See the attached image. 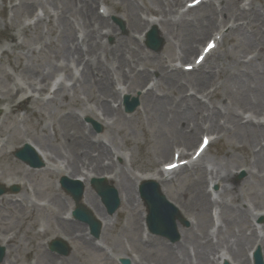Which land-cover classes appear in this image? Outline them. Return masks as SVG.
<instances>
[{"label":"bare ground","instance_id":"1","mask_svg":"<svg viewBox=\"0 0 264 264\" xmlns=\"http://www.w3.org/2000/svg\"><path fill=\"white\" fill-rule=\"evenodd\" d=\"M97 1L99 0H45L51 4L49 11L46 10V15L50 18L57 17L61 27L59 30L61 45L56 50L63 61L60 64L63 68L66 63L67 66L74 67L77 72L64 73L72 82L70 87L72 97L80 87L90 96L92 93L98 94V100L89 111L82 112L81 115L71 113L67 121L71 126L87 131L89 141L81 130L80 133L77 132L78 136L70 138L64 145L65 153L50 143L48 145L38 143L41 152L38 149L37 151L40 158L43 162H55L56 159L62 158L61 163H65V171L73 178L75 175L97 177L102 174H112L111 178L103 182L108 184L112 182V178L117 179L115 187L119 193V202H124V207L130 209L129 211L134 209L136 202L135 186L148 180L156 183L167 201L177 205V202L169 198L167 186L176 175L193 168L194 181L187 190L191 192L190 195L185 197L181 192L177 194L183 213L191 216L190 225L187 229L179 230V239L176 243L164 246L163 251L160 250L162 257L154 264H219L222 258L232 264H252L247 248L251 250L253 247L259 248L264 263V225L260 227L259 233L254 224L257 216H264V206L257 203L237 204L238 200L233 199L234 197L231 198V202L226 201L225 197L234 194L237 188L233 181L234 174L231 173V167L226 160L217 158L206 160L204 153L189 164L170 173L166 172L167 175L164 170L156 169L154 172L157 177H137L128 171L127 155L117 150L110 140L92 135L90 127L81 120L82 115L99 120L106 128L104 135L109 136L107 130L109 125L119 116V109L113 107L120 98L117 85L122 86L126 93L142 89L137 98L143 113L146 116H154L153 121L155 120L157 124L156 135L161 138L159 132L161 130L165 136H170L166 139L167 142L177 140L180 143L178 147L181 148V154H188L197 134L202 132L222 135L229 133L248 143L252 155L246 171L252 180L256 178L254 180L264 193V35L258 40L247 34L249 27L264 19V4L260 5L259 10L254 7L252 0L247 3H243L244 0H222L221 7L211 0H204L196 8L180 11L178 9L182 6L183 0H150L154 9L145 13L139 0H115L116 8L121 7L124 13L129 31L128 36H122L109 22L107 16L98 13V8H95ZM23 6L25 9L28 8L26 4ZM150 14L159 18L156 21L147 18ZM190 14L191 18L188 19ZM69 15L73 17L71 21L68 19ZM229 23L231 24L227 25ZM156 25L161 26L159 35L167 43V48H172L174 55L178 53L175 58L178 61L189 59L198 50L205 36L211 35L218 28L225 27H227L226 34H236L242 41L240 43H243L244 49L250 48V51L245 52L244 57L239 60L235 58L233 62L227 61L223 69H221V57H215L206 69L198 66L194 72L185 71L177 66L169 67L161 59L143 56L140 53V42L130 39L132 31H138L139 28L145 30ZM103 29L107 30L105 34L102 33ZM108 35L114 36L113 45L103 41ZM131 40L133 43H130ZM15 44L19 46L18 43ZM249 54L255 56L249 57ZM256 57L260 63L254 66L252 62ZM225 58H228L227 53ZM18 60H23V57L19 56ZM50 70L48 64L44 71L35 73L33 80L36 83L31 81L27 87L15 84L13 89L8 88L6 100L4 94L0 92L3 95V97L0 95V104L7 105L3 113L16 114L18 111L33 113L34 111L30 109L37 99L33 92L42 94L47 91L52 74ZM222 70L225 71L224 92L227 94L220 103L219 101L214 103L210 98L219 88L210 90V86L215 85L214 75L216 73L221 75ZM0 71L2 73L1 69ZM24 71L29 72L30 69L25 66ZM149 81H152L151 86L146 87ZM183 87H186V90L180 96ZM28 89L31 93H28ZM192 90H194L192 95H188ZM52 96L53 100L56 96L61 98L69 96L64 82L58 84ZM204 97L210 102H204ZM91 138H94V143H91ZM166 140L165 144L158 147L160 158L172 154V152L170 154L172 145L166 144ZM72 144L80 145L84 149L72 150ZM3 145L0 141V153ZM2 158L7 160L8 166L20 168L17 161L10 163L6 155ZM48 170L44 168L41 171ZM24 172L27 171L22 173ZM86 181V178L82 179L84 184ZM2 183L9 186L14 182L3 180ZM210 183L215 184L217 189L219 186L215 193L209 190ZM6 201L16 203V207H20L21 210L27 207L23 198L15 200L6 198ZM80 203L100 221L102 231L106 226H110L109 220L107 223L103 221V218H106L103 205L101 206L97 195L91 190L85 188ZM138 203L143 204L141 199ZM61 204L59 195L53 194L50 201L51 209L60 214L65 208ZM213 208L218 211L216 218L212 215ZM53 219L58 226H61L60 228L64 229V233L60 236L67 243L72 240V227L75 229V226H81L61 216H58L57 220L54 216ZM140 219L139 217L134 220L136 223L132 224L133 230L135 227L143 230ZM217 221L219 225L214 226L215 230L211 232L210 226L215 225ZM15 238L14 236L7 238V243L15 241ZM84 243L88 245L86 241ZM146 243L148 246L147 241ZM89 244L92 243L89 241ZM156 245L158 243L153 239L149 241V247L156 249ZM142 251L141 258L138 260L133 258L130 264L149 263L142 259L146 260L144 257L150 253V250L144 247ZM4 259L1 264H14L16 260L15 258L13 261L8 257ZM53 259V255L40 251L39 255H36L35 264H57ZM66 260L67 263L63 260L59 264H72V256L67 257Z\"/></svg>","mask_w":264,"mask_h":264},{"label":"rangeland","instance_id":"2","mask_svg":"<svg viewBox=\"0 0 264 264\" xmlns=\"http://www.w3.org/2000/svg\"><path fill=\"white\" fill-rule=\"evenodd\" d=\"M211 1L221 7L222 0ZM249 1L251 0H244L243 3ZM182 2H187V0H183ZM252 2H254V7L259 10L260 5L264 4V0H252ZM23 4H26L28 8L25 9ZM115 4V0H99L95 4V8L97 9V5H100L99 10L100 7H103L105 10L102 11L106 12V15L108 14L109 22L116 27L119 35L128 36L129 31L127 30V21L123 16L124 13L121 11V7L117 9ZM139 4L145 13H149L150 9H154L150 0H139ZM50 7L51 4L45 2V0H0V69L2 70V73L0 71V92L4 94V99L6 100L8 88L13 89L12 87L15 84L27 87L31 81H34V74L44 71L48 64L51 68L50 72H52L50 77L52 78L53 76L52 80L49 81L50 86L46 92L42 94L33 92L35 98H37L34 101V105L32 104L31 106L32 109H30L34 111L33 113H24V111H18L16 114L12 112L3 113L7 109V105L6 103L0 104V109L2 110L0 116V141L4 144L0 153V184L3 180H12L14 182L6 186L8 191L0 196V245L3 244L7 251L4 258L8 257L13 261L16 258L14 264H35L36 255H39L40 251H45L53 255V260L57 264L63 262V260L67 263L66 259L69 256H72V264H122V258L129 259L130 263L133 258L136 260L140 259L143 252L142 249L145 247L146 250H150V253L145 255L144 258L146 260H142L149 262L147 264H154L155 261L162 257L163 247L176 243L179 239V230L187 229L190 225L189 219H191V216L183 213L177 200V194L181 192L185 197L190 195L191 192H187V190L191 188V184L194 181L195 171L193 168H189L186 172L176 175V178L167 186L169 198L177 202V205H173L178 213L174 217V241L164 236L148 234L146 231L141 230L140 227H135L133 230L132 224L135 225L136 223L134 220L140 217L141 224H144L146 217L144 204L138 203L139 183L135 186L134 190L136 202L133 210L129 211L130 209H126L122 201L119 202V206L113 214H108L103 206L106 216L105 219L103 218V221L107 223L109 220L110 226H106L102 231V224L100 223L98 237H94L90 234L88 226L71 216L74 202L59 187L58 181L63 176L61 175V170H65V163H61L63 159L59 158L55 162H45L44 166L40 168H31L14 156L15 150L20 148L25 142L32 143L34 148L36 147L39 151L38 143H46L47 145L50 143V145L58 147L62 153H65L63 151L64 145L68 143L70 138L78 136L82 130V128L80 130V127L75 128L71 126L67 122L68 117H70L71 113L81 115L82 112L89 111L98 100V94L94 95L92 93L90 96L88 93L83 92L80 87L77 88L72 97L70 90L72 82L69 81L64 73L76 72V69L74 67L71 68L70 65L67 66L66 63H64L62 68L60 64L63 61L60 59L61 55L56 50L61 45L59 39L61 27L59 26L57 17L53 16L50 18L46 15V10L49 11ZM41 8L44 9L45 13ZM60 18L63 17L60 16ZM72 18L69 15V21ZM147 18L156 21L159 17L150 14ZM189 18H191V14L188 16ZM226 29L227 27L221 28L219 32L213 31L211 38H215L218 35L221 38L222 34V40L218 44L219 47L203 62L200 66L201 68L204 67L203 69H206L215 57H221V69H223L227 61L233 62L235 58L239 60L244 57L245 52L250 51V48L244 49L243 43H240L242 41L237 38L236 34H226ZM156 30L158 39L162 40V47L159 51H153L146 46L145 40H143L144 29L139 28L138 31L131 32L132 38L130 39L140 42V53L143 56H149L151 59H161L169 67L177 66L180 68L184 64L193 63L194 58L198 54L197 51V53L194 52L187 60H175L178 53L174 55L173 50H171L172 48H167V43L159 35V32L161 33V26L156 25ZM247 34H251L253 38L260 40L264 35V19L249 27ZM208 36H205L201 40L198 51L202 48V43L210 38ZM103 41L108 45H113L114 36H105ZM15 43H18L19 46ZM130 43H133V41L131 40ZM225 53L228 54V58H225ZM19 56L23 57V60H18ZM248 56L255 55L249 54ZM258 62L260 63L256 57L252 63L255 66ZM25 66L30 69L29 72L24 71ZM224 72L222 70L221 75L216 73L214 75L216 83L210 86V90L215 89V87L219 88L216 94L214 93L210 98V101L212 100L214 103L218 101L220 103L221 99L227 94L224 92ZM61 79L66 86L69 96L67 98L56 96L53 100L51 95L52 85L57 84ZM34 83L36 82L34 81ZM151 83L152 81H149V85H147L150 86ZM117 87L120 88V85H117ZM185 90L186 87H183L179 95L182 96ZM141 91L143 90L137 89L133 92L134 96L129 92L131 99L136 97ZM28 93H31L30 89H28ZM0 95L3 97L2 94ZM176 95L174 94V96ZM118 100H116V103ZM38 115H40L39 118ZM153 117L151 115L146 116L143 113L139 101L132 112H125L121 108L119 116L114 118L107 129L110 133L109 136L104 135L106 128L104 125L102 126L99 120L87 115H82L81 120L90 127L92 135L110 140L117 150L127 155V168L129 169L128 171H131L132 175L137 177H157L154 171L157 168L160 169V165L164 162L171 160L170 155H168L169 157L160 158L158 152L159 145L165 144V140L170 136H165L161 130L159 132L162 137L159 138L156 135L157 124L155 120L153 121ZM97 125L99 129L96 128ZM82 132L87 136V140L89 141L90 137L87 135V131L84 132L82 130ZM214 135L217 136V140L205 151V158L206 160L215 158L226 160L231 167V173L234 174L233 181L237 187L234 194L231 193L225 197L226 201L229 203L231 202V198L234 197L233 199L238 200L237 204L239 202H242V204L257 203L264 206V193L258 183H256V180H254L256 178L252 180L246 171V167L251 160V147L248 143L241 141L235 135L233 136L229 133L223 135L214 133ZM199 137L200 133L197 134L189 152L194 150ZM91 139L94 140V138ZM92 140L91 143H94ZM166 144L172 145L170 147L171 154L180 143L173 139L170 142L166 140ZM71 147L72 150H77L78 148L84 149L76 144H72ZM1 154H5L10 163H13V161L16 163L17 161L20 168L8 166L7 160L2 158L5 155ZM44 168H48L49 170L46 172L41 171ZM23 171L27 172L22 173ZM111 175L102 174L101 176L111 178ZM75 177L83 179L82 177ZM111 180L112 182L107 185H112L116 188L117 179L112 178ZM90 182L91 179L87 180L86 190H91L97 195L91 187ZM15 186L17 190L10 192L9 188ZM85 188L83 189L85 190ZM210 189H213V193H215L219 189V186L217 189V186L212 183ZM115 190L117 192L116 195H119L117 188ZM55 193L59 195L62 200L61 205L65 207L60 214L57 211H53L50 207V201H52V196ZM6 198H23L27 207L21 210L20 207H16V203L7 202ZM97 198L102 206L103 204L98 195ZM18 211L25 215L20 214ZM215 213L217 214L218 211L216 208H213L212 214ZM65 215H69L72 218V222L79 223L81 226H75V229L72 227L74 237L72 236V240L68 242L69 252L66 255H60L49 249V242L55 239L63 241L60 234L64 233V229L60 228L61 226H58L53 218L55 216L57 220L58 216H61L64 219ZM217 223L210 226L209 230L211 232H214V226L219 225L218 221ZM254 224L260 233V227L264 225V216H257ZM10 236L16 237L15 241L7 243L3 238ZM151 239L158 243L159 247L158 245H156V249L149 247ZM85 241L89 246L84 243ZM89 241L92 244H89ZM146 241L148 242V246H146ZM255 249L256 247H253L251 250L247 248L248 254L250 255V252ZM251 262L253 264L252 260ZM219 264H232V262L223 259Z\"/></svg>","mask_w":264,"mask_h":264},{"label":"water","instance_id":"3","mask_svg":"<svg viewBox=\"0 0 264 264\" xmlns=\"http://www.w3.org/2000/svg\"><path fill=\"white\" fill-rule=\"evenodd\" d=\"M155 38H156V32L153 31V33L151 34V36L149 37L147 41V44L151 48L158 49L160 45L158 44V42H156ZM16 155L19 156V154H16ZM93 187L95 188L97 194L101 197L102 202L106 205L108 212L113 213L119 205V200L116 197L114 189H112L111 187L106 188L104 186H99L96 183H94ZM69 191L71 195L73 196V199L77 206L76 213H80V216L82 217V219L94 225L96 228V231H98L99 223L92 217L90 212L84 206H82L79 202L81 194H82V187L80 186L74 189H70ZM143 195L146 200V205L149 211L148 223L150 225L152 232L169 236V234L173 233L174 231L173 216L171 215L170 218L161 216L158 219L154 217L155 206H157L158 204L166 205L164 197L158 191L156 184L153 185L150 195L146 193H143ZM61 249L64 254L67 253V249L65 247H62ZM2 257H3V251L1 249L0 250V260L2 259ZM255 264H263L261 254L259 251H257L255 254Z\"/></svg>","mask_w":264,"mask_h":264}]
</instances>
